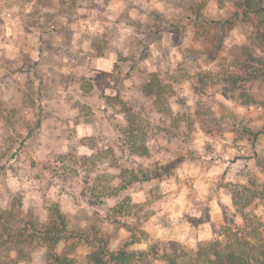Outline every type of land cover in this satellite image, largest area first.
Wrapping results in <instances>:
<instances>
[{"label": "rangeland", "instance_id": "obj_1", "mask_svg": "<svg viewBox=\"0 0 264 264\" xmlns=\"http://www.w3.org/2000/svg\"><path fill=\"white\" fill-rule=\"evenodd\" d=\"M237 4L0 0V237L55 208L82 235L0 264L264 245V17Z\"/></svg>", "mask_w": 264, "mask_h": 264}, {"label": "trees", "instance_id": "obj_2", "mask_svg": "<svg viewBox=\"0 0 264 264\" xmlns=\"http://www.w3.org/2000/svg\"><path fill=\"white\" fill-rule=\"evenodd\" d=\"M235 1L238 3L237 6L243 9L244 14L264 17V0ZM145 88L149 95H157L153 85L147 84ZM19 213L27 220L22 209H19ZM25 223L29 226H23L20 230L13 231L15 232L14 235L12 229L4 226V229L10 232L8 237L10 236L11 241L5 239V242L0 237V245L10 242L19 248L22 244L33 242L38 244L39 242L51 241L58 244L62 238H82L81 234L67 230L66 217L58 208H55L54 214L51 215L53 226L45 231L38 230L32 222L28 223V220ZM31 239H33V242H31ZM87 240L98 247V250L91 256V264H154L149 261V257L162 260L165 264H264V245L257 246L246 239H236L231 243L225 244L224 247L214 244L209 250L201 248L195 257L189 256L178 242H171L168 245L170 249H164L163 253L160 251L159 246L154 245L149 252L137 254L128 252L125 249L110 251L107 241L103 239L94 238L91 240L87 238ZM49 261L52 264H72L68 257L60 256L59 254L50 256Z\"/></svg>", "mask_w": 264, "mask_h": 264}]
</instances>
